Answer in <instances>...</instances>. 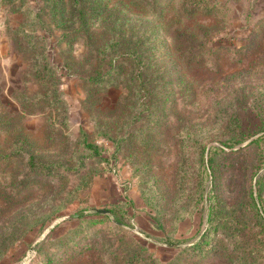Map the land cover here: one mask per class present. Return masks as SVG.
<instances>
[{"label":"rangeland","instance_id":"1","mask_svg":"<svg viewBox=\"0 0 264 264\" xmlns=\"http://www.w3.org/2000/svg\"><path fill=\"white\" fill-rule=\"evenodd\" d=\"M99 1L61 25L48 0H0V264H117L132 246L161 264H264V0ZM112 39L148 52L141 91L128 66L89 81Z\"/></svg>","mask_w":264,"mask_h":264},{"label":"trees","instance_id":"2","mask_svg":"<svg viewBox=\"0 0 264 264\" xmlns=\"http://www.w3.org/2000/svg\"><path fill=\"white\" fill-rule=\"evenodd\" d=\"M48 1L50 3L52 15L54 17L57 15V17H55L56 21L61 25L65 23L73 24L76 22L79 24H84L86 22L85 18L87 17L85 12L87 10L90 11V14L96 15L99 14L102 9V5L99 0H67L66 4H64L63 0ZM184 9L187 13L197 12L198 10L207 14H211L213 12L212 6L202 2L201 0L186 1ZM181 43L185 45L186 48L193 47V49H195L194 47H199L197 45L193 46L194 44L192 42L187 44V41H184ZM138 44L140 43L137 42L123 47L119 40H110L104 47H102L101 50L98 51V65L93 73L89 76V81L100 85H106V82L111 79L110 83L112 84L119 78L123 67L128 66L129 70L124 72V76L129 90L133 92L141 91L142 85L144 86L145 81H148L146 68L152 62L148 58V52L145 49H142ZM219 47V45L214 46V48ZM186 54L187 57H190L191 59L193 57H196V59L201 58L200 51L188 50ZM228 124L237 127L240 124V120L235 116V118L228 119ZM81 144L86 150L93 153L95 156L99 155L97 146L89 142L85 134H82ZM28 166L30 169L37 170L38 172L45 175H57L56 173L58 171V168L52 163L35 162L34 158L29 159ZM85 185L87 186V184ZM96 210L97 209H95L96 215H101L102 217L108 216V214L98 213ZM109 212L114 213L112 210H109ZM85 216L86 214L79 216L76 219H81ZM109 224L111 228H119L122 230V222L118 218H115L109 222ZM122 238L123 237H120L119 239L121 240ZM121 251L124 253L123 260L117 264H161L154 260L151 256L145 255L143 249H141V246H132L129 249L124 247Z\"/></svg>","mask_w":264,"mask_h":264},{"label":"water","instance_id":"3","mask_svg":"<svg viewBox=\"0 0 264 264\" xmlns=\"http://www.w3.org/2000/svg\"><path fill=\"white\" fill-rule=\"evenodd\" d=\"M96 211L98 213H102V214H110L109 210H107V209H97ZM85 214H86V211H79V212H76V213H72V214H69V215H65L63 217V219H65V220L76 219L79 216H83Z\"/></svg>","mask_w":264,"mask_h":264}]
</instances>
